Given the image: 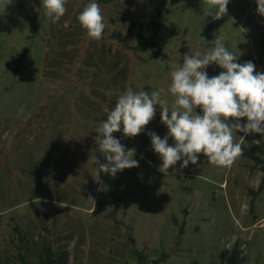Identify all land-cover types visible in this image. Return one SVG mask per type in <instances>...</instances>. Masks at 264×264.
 <instances>
[{"label": "rangeland", "instance_id": "374dc122", "mask_svg": "<svg viewBox=\"0 0 264 264\" xmlns=\"http://www.w3.org/2000/svg\"><path fill=\"white\" fill-rule=\"evenodd\" d=\"M90 2L67 0L53 23L42 0H0V264H39L44 247L67 250L68 264H220L236 245L243 264H264L262 171L246 156L261 155L252 143L260 134L234 131L243 155L230 168L201 153L196 165L165 176L147 135L168 132L156 105L145 132L113 133L136 149L138 167L112 177L92 160L107 162L96 129L119 95L163 89L171 110L170 72L217 37L238 63L264 73L255 0H230L220 19L205 15V0H95L105 24L99 40L77 19ZM151 20L162 22L155 46L135 50ZM206 71L224 70L213 63Z\"/></svg>", "mask_w": 264, "mask_h": 264}, {"label": "clouds", "instance_id": "9594fccd", "mask_svg": "<svg viewBox=\"0 0 264 264\" xmlns=\"http://www.w3.org/2000/svg\"><path fill=\"white\" fill-rule=\"evenodd\" d=\"M5 2L8 5L13 0ZM229 2L205 0L204 13L220 19L227 14ZM255 2L257 14L264 17V0ZM66 3L67 0H42L45 14L53 23L65 15ZM77 19L89 38H102L104 17L95 0L84 7ZM211 43L214 47L206 54H185L182 66L170 72L168 92L176 98L171 110L161 99L163 89L149 94L129 87L119 95L106 121H101L96 129L98 151L107 161L101 163L92 157L99 172L115 177L118 172L139 166V161L133 158L136 149H126L113 133L122 130L124 137L130 138L145 132L156 115V105L160 106L161 123L168 132L163 138L153 131H148L147 135L152 150L161 161L158 171L165 176L169 175V169L175 173L187 168L189 163L196 165L201 153L212 165L230 168L243 155L242 144L234 140V131L245 136L260 134L262 139L252 143L259 145L264 142V73L256 72L251 61L238 63V55L229 51L220 38ZM213 63L224 71L209 78L206 68ZM198 107L202 114H197ZM230 118L232 123H229ZM241 118H246L247 122L241 123ZM169 138L174 144L168 143ZM240 139L243 141L244 136ZM179 161L182 163L177 168Z\"/></svg>", "mask_w": 264, "mask_h": 264}, {"label": "trees", "instance_id": "16d2710c", "mask_svg": "<svg viewBox=\"0 0 264 264\" xmlns=\"http://www.w3.org/2000/svg\"><path fill=\"white\" fill-rule=\"evenodd\" d=\"M162 29V22L151 20L148 23V29L145 36H139L137 39L138 45L134 47L135 50H147L149 46L154 47V40ZM161 52H158L160 54ZM254 148L261 155L253 152L246 151V156L254 161L257 167L262 171V180L258 188V192L264 188V144L254 145ZM70 255L67 250L60 252L56 255L51 247H44L40 255L39 264H68ZM244 257L242 256L241 249L238 245L234 246L231 251L225 250L220 254V264H243Z\"/></svg>", "mask_w": 264, "mask_h": 264}]
</instances>
